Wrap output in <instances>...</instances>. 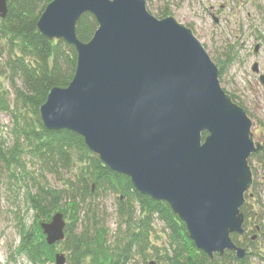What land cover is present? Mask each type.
<instances>
[{
	"label": "water",
	"instance_id": "water-1",
	"mask_svg": "<svg viewBox=\"0 0 264 264\" xmlns=\"http://www.w3.org/2000/svg\"><path fill=\"white\" fill-rule=\"evenodd\" d=\"M7 13L0 0V17ZM87 13L98 27L82 42L77 23ZM37 30L77 51L72 81L52 88L39 108L43 125L78 133L104 166L167 202L211 259L227 250L243 259L247 250L232 235L246 232L249 160L264 142L193 29L173 15L156 18L146 0H51ZM65 226L62 212L41 223L49 245L65 239ZM66 262L56 254V264Z\"/></svg>",
	"mask_w": 264,
	"mask_h": 264
},
{
	"label": "trees",
	"instance_id": "trees-1",
	"mask_svg": "<svg viewBox=\"0 0 264 264\" xmlns=\"http://www.w3.org/2000/svg\"><path fill=\"white\" fill-rule=\"evenodd\" d=\"M50 1L8 0V13L0 17V55L7 52L4 73L15 95L10 103L9 92L0 90V109L11 115L13 139L8 147L0 146V164L11 180L28 187L26 201L34 212L33 223L21 227L18 253L32 264H56V245L47 243L41 223L62 212L66 219L65 239L58 244L68 253L67 264H129L137 255L144 264L150 263L149 257L164 264H247L250 253L239 259L231 250L221 259H211L195 246L185 223L167 202L141 193L128 176L104 166L78 133L53 131L43 125L40 106L52 88L70 84L77 67L73 45L50 40L37 30L38 20ZM97 27L92 14L83 15L77 23L79 40L88 42ZM206 135L203 133V137ZM27 155L38 160L40 174L30 170ZM60 170L68 174L60 177L62 188L44 180L47 172L58 176ZM26 182L32 183L34 192ZM102 193L116 199L122 232L119 236L113 237L105 216L97 207L94 209L93 198ZM241 210L248 224L252 216L250 204ZM157 223L162 224V233L157 232ZM232 238L245 248L254 245L248 232L243 241L239 234Z\"/></svg>",
	"mask_w": 264,
	"mask_h": 264
},
{
	"label": "rangeland",
	"instance_id": "rangeland-1",
	"mask_svg": "<svg viewBox=\"0 0 264 264\" xmlns=\"http://www.w3.org/2000/svg\"><path fill=\"white\" fill-rule=\"evenodd\" d=\"M146 6L158 19L173 15L193 29L219 69L223 67L219 75L221 86L246 109L253 122L255 141L264 142V84L261 81L264 74V0H146ZM7 58V52L0 55V90L9 92L7 100L12 103L14 91L4 73ZM12 141L11 115L0 109V146L8 147ZM249 161L254 184L246 196L252 216L248 224L246 219L245 226L248 238L256 236V239L253 246L246 248L250 253L247 264H264V150L253 154ZM26 162L31 171L42 172L34 157L27 155ZM45 176L47 183L62 188L60 177L68 174L60 170L58 176L50 172ZM26 183L34 192L32 183ZM27 194L28 187L11 180L0 164V264H32L25 255L18 253L21 227H28L34 221V212L26 201ZM93 199H96L94 209L98 208L105 216L113 237L119 236L121 226L115 197L102 193ZM156 227L157 232L162 233V224L157 223ZM55 245L57 253L68 257L61 244ZM150 261L164 264L155 257H149ZM129 264H144V261L137 255Z\"/></svg>",
	"mask_w": 264,
	"mask_h": 264
},
{
	"label": "flooded vegetation",
	"instance_id": "flooded-vegetation-1",
	"mask_svg": "<svg viewBox=\"0 0 264 264\" xmlns=\"http://www.w3.org/2000/svg\"><path fill=\"white\" fill-rule=\"evenodd\" d=\"M257 67H258V65L255 66V69H257ZM261 81H262V80H261ZM263 150H264V149H263ZM260 151H262V150H260ZM260 151H258V152H260ZM258 152H256V153L258 154ZM256 153H254V155H255ZM253 239L255 240V239H256V236H254Z\"/></svg>",
	"mask_w": 264,
	"mask_h": 264
}]
</instances>
